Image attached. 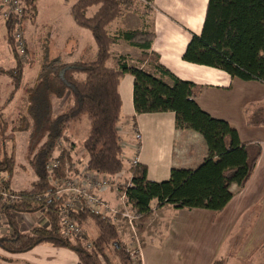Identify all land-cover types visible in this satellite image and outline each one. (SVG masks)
Returning a JSON list of instances; mask_svg holds the SVG:
<instances>
[{"label": "trees", "instance_id": "obj_1", "mask_svg": "<svg viewBox=\"0 0 264 264\" xmlns=\"http://www.w3.org/2000/svg\"><path fill=\"white\" fill-rule=\"evenodd\" d=\"M37 1L25 0L24 21L35 13ZM152 2L77 0L71 6L70 15L75 24L88 30L95 40L96 58L69 63L61 57L49 60L46 51L36 83L26 91L28 108L26 114L20 116L16 131L28 133L30 144L37 142V148H33L28 157L36 179L28 189L14 190L11 184L16 166L15 152L9 153L4 148L0 151V223L4 216L12 230L9 235H0L2 251L20 254L49 244L72 251L77 264H141L132 259V253L119 239L114 220L85 205L71 214L82 230L81 235L74 239L65 237L60 225V210L66 196H58L56 187L67 176V165L70 172L72 162L70 150L62 149L54 157L56 149L62 141H69L70 126L84 117L89 122L81 143L87 155L86 171L109 177L123 171V138L119 130L122 100L118 88L125 74L134 78L136 114L172 112L176 128L200 134L208 150V156L196 168H173L169 178L161 182L148 179L145 165L132 166L129 185L121 190L128 206L139 214L137 230L140 233L145 232L146 223L155 210L165 205L176 210L202 209L220 213L234 196L231 186L242 189L250 181L262 155L261 142L242 141L229 122L211 116L200 107L197 85L180 80L159 64L157 55L148 54L155 38L153 31L135 29L110 35L108 27L112 22L128 11L149 15L153 10ZM93 7L97 10L89 15ZM5 24L7 42L17 64L10 70L0 69V74L10 78L13 85L7 99L10 102L22 86L25 67L14 49L12 22ZM120 39L141 50L139 61L154 63L155 72L130 65V57L126 55H113L111 47ZM182 58L224 71L232 79L264 84V0H208L202 32L192 36ZM110 61L113 65H109ZM67 95L72 105L55 113L54 101ZM261 118L256 114L248 124L264 125V118L262 121ZM54 162L57 166L52 168ZM4 193L17 200L12 202ZM36 212L44 214L49 226L33 228L30 234L22 233L18 215ZM90 226L97 230L95 236L88 232ZM110 248L117 262L108 255Z\"/></svg>", "mask_w": 264, "mask_h": 264}, {"label": "crops", "instance_id": "obj_2", "mask_svg": "<svg viewBox=\"0 0 264 264\" xmlns=\"http://www.w3.org/2000/svg\"><path fill=\"white\" fill-rule=\"evenodd\" d=\"M207 4L208 0H153V10L149 15L142 16L139 13L129 12V15L133 16L138 14L137 18L142 21L143 19L146 20V24L149 25L144 26V24H141V26L133 29L120 27L119 25L124 19V15L121 18L116 19L119 21L113 24V26L116 24H118V26L115 29H113L112 26L110 35L113 36L119 31L135 29H148L153 31L155 33V38L151 51H149L148 54L152 53L157 55L159 64L168 69L180 80L188 81L197 85L199 87L197 92V102L200 107L211 116L229 122L238 131L240 139L242 141H246V138H243L241 135L240 127H250L248 125L249 116L260 114L262 117L261 121L264 118V84L256 81L244 82L239 79H232L224 71L189 63L184 61L182 58L192 39V36L200 35L202 32ZM71 6L68 10L69 15ZM96 10L97 7H93L90 10L89 15H92ZM73 23L75 24L74 21ZM0 28H3L5 40L8 44L6 24L3 20L0 21ZM90 35L91 37L87 34L81 33L79 39L80 45L77 42H74L68 47V49L66 48L62 51V56L58 55L55 58L61 57L64 61L69 63L75 61H91L86 59L88 54L91 58H96L97 45L91 33ZM27 45H29V41H27ZM5 52L7 51L4 50V52H1L0 50V56H3ZM111 53L113 55H126L130 57V65L139 67L150 73L155 72L154 63L139 61L142 51L131 46L124 40L120 39L117 43L113 44L111 47ZM31 65L32 63L30 62L29 66ZM109 65H113V62L110 61ZM40 68L41 66H39V69L35 74V80L30 85L31 87L36 83ZM24 72L22 77V86L16 94L22 93V97H25L27 103L25 105L26 112L28 108V101L26 98V84L23 82ZM165 81L169 84L171 83L167 78ZM133 83L134 78L129 74H125L122 76L118 88L122 100V119H120L119 122V130L123 138L122 144L124 160L127 158V154L129 153L133 156L131 159L132 165L129 167V171L131 172L134 161L136 160L137 164L145 165L147 167V177L150 181L161 182L169 178L170 171L173 168H196L208 156L207 146L203 137L191 130L177 129L175 125V115L172 112L136 114L133 104ZM11 90L12 89H10V92ZM14 98L10 102L4 98L3 103L0 105V109L4 112L8 111L7 107L14 101ZM60 104L61 107L59 108L60 110H57L58 113L65 111L72 105L71 97L67 95L63 99L55 100L54 111ZM248 112H250L249 115H247ZM22 114L23 113H21L19 117ZM259 127H264V125L261 124ZM136 133L141 134L142 140L140 142L135 139ZM68 134L69 131L67 135ZM68 136L71 142L74 143L75 138L71 137L70 134ZM249 139H257L256 141L261 142L262 155L257 162L250 181L240 190L238 195L235 194L233 190L236 185L231 186V191L234 196L226 208L222 212L217 213V215L220 217L223 216L222 220L224 229H228L230 227L231 220H236V218L244 214L245 210L251 207L252 202H256V205H258V209L260 210L258 213V221L262 224L257 226L255 232L260 231L259 233L261 234H257L258 236L260 235L257 246L248 247L251 240H248V236L246 241L249 242H247L246 246L244 244L243 247L233 251V254L231 255H228L227 253L226 257L228 259H223L225 264H232V256L235 260H238L240 264H243V261H247L248 264H250L252 260L260 256V258L255 260V262L264 264V250L261 249V246L264 245V136L261 135L256 138ZM22 140L23 139H21V142ZM253 141L255 140H252V142ZM24 142L25 146L22 148L21 152L19 151V155L24 151L26 152L27 147L29 146L28 139ZM12 145H16L15 139L14 142H12ZM4 150L7 151V148ZM67 150H70V158L72 160L70 165L71 175L75 174L74 177L82 179L85 176L87 155L83 150L82 152H79V155H82L84 163L78 165L75 161V146ZM16 153L17 147L15 148V158ZM26 164H28V160ZM73 164L74 166H72ZM22 167L24 172L22 173L23 175H32V184L36 179L33 170L30 166L29 171L24 169V165ZM122 173L123 171L120 175H116L117 177L119 176L117 178L118 181L120 180L119 182L117 180H112V187L115 186L114 183L125 184L126 181L128 183L130 182L131 176L128 180L126 179L122 183V179L124 178V176H121ZM13 184L14 183L12 181L11 186L14 190H24V188H18L16 183L14 185ZM110 190L111 189H104L98 194L106 199L108 191ZM255 196L258 197L257 200H253ZM18 222L20 224V231L24 234H30L31 230L36 227L47 228L49 226V222L42 212L19 214ZM11 233V228L8 226L4 216H2L0 223V235H9ZM0 257H2L0 264H77L78 262L76 255L72 251L65 248L54 247L49 244L38 245L32 250L20 254H9L0 249Z\"/></svg>", "mask_w": 264, "mask_h": 264}, {"label": "rangeland", "instance_id": "obj_3", "mask_svg": "<svg viewBox=\"0 0 264 264\" xmlns=\"http://www.w3.org/2000/svg\"><path fill=\"white\" fill-rule=\"evenodd\" d=\"M76 0H38L36 3V11L32 13L26 22H24L23 34L24 38L29 41V45L26 46L25 58L20 59L22 64H24V79L23 82L26 84V91L30 88L31 84L35 80V74L37 73L39 66H42L43 58L45 52H48L49 60L54 59L56 56L61 55L64 49L77 42L80 45V34L84 33L91 37L90 33L86 30L78 28L72 21L68 10L69 7ZM135 13V12H133ZM125 17L120 23V27L123 28H137L141 26L149 25L146 24V20H139L137 15H129V11L125 12ZM123 15V16H124ZM2 18H0V21ZM112 23L109 27V33L111 32ZM118 24L113 26L115 29ZM67 42V43H66ZM0 50L5 52L3 56H0V69L10 70L16 67V60L12 55L9 45L6 43L5 34L3 28H0ZM95 58V57H94ZM90 55L86 57L87 60H93ZM32 63L29 66V63ZM11 79L5 75L0 74V105L3 103L4 98L8 99L10 89H12ZM22 93H17L14 101L7 107L8 111H0V151L6 149L9 153L11 151L16 153V166L15 175L13 183H16L18 188H29L33 180L32 175H23V165L24 169L30 170L29 163H27L30 152L33 148H37L36 143L33 145L31 139H29V134L21 131H16V128L20 124L21 113L26 114V99L22 97ZM27 98V96H26ZM61 104L55 109V113L60 110ZM56 108V107H55ZM67 110V109H66ZM25 112V113H24ZM22 114V115H23ZM250 112L247 113L249 115ZM122 119V115H121ZM254 119L253 116H249L248 121ZM249 125V124H248ZM244 126L240 127V132L243 138H246L244 142H251L249 139L256 138L257 136H264V127L258 126ZM89 127V122L86 117H84L82 122L73 123L70 126L69 134L74 137L75 146V161L76 163L83 164L81 143L85 137V133ZM68 134V135H69ZM16 140V145L13 146L12 142ZM21 139L22 142H21ZM29 141V146L27 151L22 152L19 155V151L25 146L24 141ZM13 140V141H12ZM44 139H42L43 141ZM71 140L68 142H61L57 147L55 156L59 155L62 149L71 148ZM23 156V157H22ZM132 154H127V158L124 160V168L121 176H124L122 183L130 178L131 172L129 167L131 164ZM77 159V160H76ZM74 166V164L72 165ZM28 173V172H27ZM22 174V175H21ZM21 175V176H20ZM120 175V174H119ZM72 176H75L72 175ZM119 177V176H118ZM116 177H109V179L117 180ZM118 181V180H117ZM120 181V180H119ZM118 181V182H119ZM128 182L126 181L125 184ZM13 184V185H14ZM114 187H110L108 191V200L101 197L106 201L112 208L118 209L122 208V201L120 197L122 196V188L125 184L114 183ZM113 186V185H112ZM117 192H116V190ZM113 190V191H112ZM235 194H239L240 190L238 187L233 188ZM100 191H98L99 193ZM257 196L253 200H257ZM109 201V202H108ZM258 205L256 202L253 203L249 209L245 210L244 214L240 215L236 220H231L230 227L224 229L223 216L217 215V213L202 210H176L169 205L157 209L154 215L146 223L145 232L140 233L137 228L132 231L123 222L121 217H118L115 225L119 232V239L126 246V248L132 253V259L141 264H225L223 259H228L226 254H233L238 248L247 245L246 238L249 236L250 240L248 247L257 246L260 235L257 234L260 231H256L257 226L262 224L258 221L259 213ZM245 217V218H244ZM258 221V222H257ZM88 232L91 236L97 234V230L90 226ZM264 232V231H263ZM262 232V233H263ZM254 233V234H253ZM143 234V235H142ZM252 236V238H251ZM144 243V246L142 244ZM244 246V247H245ZM264 250V245L261 246ZM108 255L113 262H117L114 257V251L112 248L108 249ZM260 258L256 257L251 261L250 264H259L255 262ZM232 264H238L239 261L235 258H231ZM243 264H248L247 261H243ZM240 264V263H239Z\"/></svg>", "mask_w": 264, "mask_h": 264}, {"label": "built area", "instance_id": "obj_4", "mask_svg": "<svg viewBox=\"0 0 264 264\" xmlns=\"http://www.w3.org/2000/svg\"><path fill=\"white\" fill-rule=\"evenodd\" d=\"M25 0H0V18L4 22L11 21L12 39L14 42V49L20 59L25 58L26 54V40L23 34L24 28V13H25ZM135 139L140 142L142 140L141 134L136 133ZM123 147V144H122ZM136 160L134 165H136ZM57 166V162L51 164L52 168ZM112 179L109 176L99 174L97 172L85 171V176L82 179H78L68 173L57 185V195L66 196L65 203L60 210V225L62 228V234L70 239L77 238L81 235V228L74 222L71 217L73 212H78L82 206H87L89 209L96 213H100L104 216L110 217L117 221L118 217L123 219V222L132 231L137 228L139 214L131 210L128 206L125 198V193L122 192L120 197L122 201V208H112L106 201H104L98 194V191L108 189L112 187ZM129 185L126 184L127 187ZM9 198L12 202L17 200V197L11 196L7 193L3 194ZM120 215V216H119Z\"/></svg>", "mask_w": 264, "mask_h": 264}]
</instances>
